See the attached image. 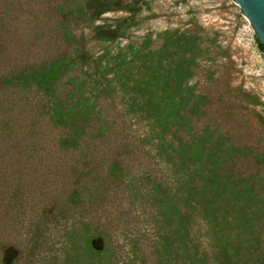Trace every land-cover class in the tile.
I'll use <instances>...</instances> for the list:
<instances>
[{"label":"rangeland","instance_id":"rangeland-1","mask_svg":"<svg viewBox=\"0 0 264 264\" xmlns=\"http://www.w3.org/2000/svg\"><path fill=\"white\" fill-rule=\"evenodd\" d=\"M63 23L75 35L70 48L60 33ZM100 29L116 30L117 37L100 39ZM0 44V82L71 50L72 67L61 78L62 85L71 77L70 85L62 88L76 86L73 100L89 95L109 119L104 135L88 128V144L64 150L58 146L61 131L50 122V96L34 83L0 84V241L17 245L4 247L2 261L27 248L45 214L72 203L71 194L80 185L75 167L101 158L107 163L125 159L126 172H159L158 129L150 137L152 122L126 106L131 82L122 85L123 92L109 95L96 84L99 69L109 71L108 65L124 57L135 59L134 78L144 72L156 75L155 86L186 102L180 111L183 124L172 126L167 136L176 150L173 161L184 150L193 156L214 154L220 157V171L259 191V198L249 195L242 206L247 230L255 225L253 244L264 250V51L247 17L211 0H0ZM83 51L88 64L78 59ZM99 59L103 66L97 69ZM161 74L167 75L165 82ZM123 190L107 181L102 191L107 203L93 215L109 227L111 219L121 216L119 243L129 247L128 239H134L149 245L138 263L155 264L152 212L131 206L129 191ZM131 197L148 206L141 196ZM48 223L56 241L63 229Z\"/></svg>","mask_w":264,"mask_h":264},{"label":"trees","instance_id":"trees-1","mask_svg":"<svg viewBox=\"0 0 264 264\" xmlns=\"http://www.w3.org/2000/svg\"><path fill=\"white\" fill-rule=\"evenodd\" d=\"M60 33L70 48L74 33L64 23ZM97 35L100 39H115L117 31L100 29ZM259 45L264 51V46ZM73 55L67 50L39 67H29L4 77L0 82L9 87H17L22 82L25 85L34 83L50 96L47 103L50 122L61 131L58 146L64 150H77L80 145L88 144L85 138L88 128L97 129L102 135L109 128V119L101 114L89 95L82 94L73 100L70 93L76 86L70 87L69 91L62 88L70 85L71 77L62 85L61 78L72 67ZM78 59L84 64L91 62L85 51L78 54ZM95 63L97 69L103 66L101 59ZM134 63V58L124 57L118 59V65L112 68L106 65L109 71L99 69L101 75L96 84L109 95L123 92L122 85L131 82V96L126 106L130 112L139 113L152 122L150 137L158 129L156 164L159 172L145 171L140 175L129 169L126 172L129 166L125 159H113L107 163L101 158L86 163L81 169L75 167L74 174L78 175L80 185L71 194L72 203L67 202V208L59 207L49 216L45 214L46 220L36 226L27 248L20 251L18 257L2 261L4 247L15 248L17 245L0 241V264H146L145 261L138 263V257L147 254L149 245H141L134 239H128L129 247L119 243L121 216L111 219L109 227L104 219L93 215L107 203L108 199L102 193L107 181L118 190L129 191L131 206L151 210L150 220L156 239L150 246L157 254L155 264H257L259 261L264 264V250L253 244V240H257L255 225L247 230L242 206L243 199L249 195L259 198V191L239 185L245 179L239 181L232 173L220 171V157L214 154L193 156L184 150L183 157L173 161L176 150L171 148L173 140L167 136L172 126L183 124L181 120L185 115L180 111L186 102L171 96L167 89L155 86L156 75L144 72L141 77L134 78ZM124 76L127 78L123 79ZM159 77L161 82L167 80L166 74ZM231 188L235 190L228 194ZM131 195L141 196L147 200L148 206ZM231 210L236 214L230 213ZM48 222L63 229L55 236L56 241L51 239ZM124 234L128 238L129 233ZM208 247L212 250V257Z\"/></svg>","mask_w":264,"mask_h":264},{"label":"water","instance_id":"water-1","mask_svg":"<svg viewBox=\"0 0 264 264\" xmlns=\"http://www.w3.org/2000/svg\"><path fill=\"white\" fill-rule=\"evenodd\" d=\"M247 17L257 39L264 46V0H211Z\"/></svg>","mask_w":264,"mask_h":264}]
</instances>
